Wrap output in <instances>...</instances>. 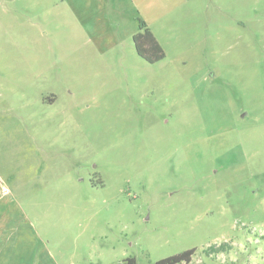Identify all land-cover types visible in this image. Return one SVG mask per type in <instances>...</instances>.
Returning <instances> with one entry per match:
<instances>
[{
	"label": "rangeland",
	"instance_id": "374dc122",
	"mask_svg": "<svg viewBox=\"0 0 264 264\" xmlns=\"http://www.w3.org/2000/svg\"><path fill=\"white\" fill-rule=\"evenodd\" d=\"M0 246L264 264V0H0Z\"/></svg>",
	"mask_w": 264,
	"mask_h": 264
},
{
	"label": "trees",
	"instance_id": "16d2710c",
	"mask_svg": "<svg viewBox=\"0 0 264 264\" xmlns=\"http://www.w3.org/2000/svg\"><path fill=\"white\" fill-rule=\"evenodd\" d=\"M135 49L139 56L144 60L155 63L165 57V51L159 41L154 36L148 24L144 20H139V31L133 36ZM232 249L229 243L220 245H211L206 249L207 254L228 252ZM196 248H190L180 253L162 258L154 264H192L193 255ZM125 264H138L135 257L131 256L126 259Z\"/></svg>",
	"mask_w": 264,
	"mask_h": 264
},
{
	"label": "crops",
	"instance_id": "0c3cea01",
	"mask_svg": "<svg viewBox=\"0 0 264 264\" xmlns=\"http://www.w3.org/2000/svg\"><path fill=\"white\" fill-rule=\"evenodd\" d=\"M145 5L147 6V2L145 3ZM147 19V18H146ZM1 249H2V246H0V252H1ZM1 256V255H0ZM0 264H6L3 260H1V257H0Z\"/></svg>",
	"mask_w": 264,
	"mask_h": 264
}]
</instances>
